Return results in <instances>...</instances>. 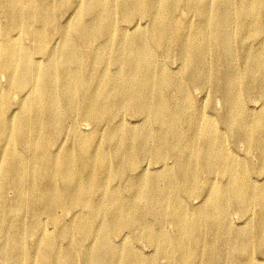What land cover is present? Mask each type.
Wrapping results in <instances>:
<instances>
[{
    "label": "bare ground",
    "instance_id": "6f19581e",
    "mask_svg": "<svg viewBox=\"0 0 264 264\" xmlns=\"http://www.w3.org/2000/svg\"><path fill=\"white\" fill-rule=\"evenodd\" d=\"M0 78V264H264V0H0Z\"/></svg>",
    "mask_w": 264,
    "mask_h": 264
},
{
    "label": "rangeland",
    "instance_id": "374dc122",
    "mask_svg": "<svg viewBox=\"0 0 264 264\" xmlns=\"http://www.w3.org/2000/svg\"><path fill=\"white\" fill-rule=\"evenodd\" d=\"M69 12H72V10L69 11ZM69 12L67 11V12H65L64 14H62L59 17V19H58L59 22H60L59 25H64L65 24V21L67 19L68 20H72V18H73L72 17L73 16V12H72V15L71 16H69L70 15ZM66 13L68 14V16H67ZM193 13H194V11L188 13L189 16H188V18L185 21L182 22L183 25L186 26L187 24H189V23H191L193 21V17H194ZM144 20H146V19L145 18H142V19H138V20H136L134 22H138V24L144 25L145 24V21ZM230 20H231V22L235 23V19L234 18H231ZM127 25H129V24H127ZM186 31H187V29H185V32ZM16 33H18L17 30L13 32V34H16ZM171 51H173L172 52V58H171L170 62H167V66L172 71H176L175 73L179 74V71H177V70L180 67V63H179L178 60L175 59V56L178 53L177 46L173 47L171 49ZM158 53L161 55V57H158L157 58L158 61H159V63L164 62L166 60L165 59L166 54L164 53V51H162V52L161 51H158ZM168 57H171V54H169ZM31 59H32V61H35V62H36V60H39L40 61L42 59V56L34 53L31 56ZM112 68L113 67H110V69H112ZM4 84L6 85L5 80L3 78H0V85H1V87L2 86L4 87L5 86ZM191 92H192V95H193L194 99H196L197 101H200L201 103H203V101H205L204 95L202 93H200L199 91H197V90H191ZM257 100H258L257 99V96L255 94H252L251 97H250V101L248 102V107L250 109H258V107L260 105V102L257 101ZM11 101L15 103V100L14 99H12ZM14 103L11 104L12 105V109L11 110L15 109V107H16L15 106L16 104H14ZM207 105H208V111H209V113L213 117H218V116H220L223 113V106H222V103H221V101L219 100L218 97H215L212 101L207 100L204 103L203 106L207 107ZM126 118L127 119L125 121H126L127 124H132V125H135L136 124V122H135L134 119H131V118L128 119V117H126ZM77 127H78L79 131H88L90 129L89 126H87V124L85 122H83V121H80L78 123ZM109 144L111 146H114L115 145V142H112V143H109ZM234 151L236 152V154H238L240 156H243L244 155V147L241 146V145H238V146L234 147ZM249 160L252 161V162H254V161L256 162L257 161L255 155H251L250 158H249ZM148 164H149L148 161H145V162L142 163L143 166L148 165ZM149 167H150V170H155V169L158 168L154 164L153 165L152 164L149 165ZM147 168H148V166H147ZM123 184H125L123 181H116L114 183H111V186L118 185V186L124 187ZM133 199H134V201L137 200L136 198H133ZM198 200H199L198 198L197 199L193 198L191 202L193 204H197L198 203ZM30 206H32V205H30ZM57 212L58 213H56L57 214L56 216L60 215V212L59 211H57ZM230 218H231V221H232V225H236V226H243L244 225L243 224L244 220L239 219L235 214L231 215ZM14 219H16V218L14 217ZM69 219H70V216L69 215H65L64 216V219L62 220V222H64L67 225V227H68V224H69ZM26 222H28V221H26ZM52 225L53 224H51V222H50L49 219H44L43 220V226L48 230V232L54 231V228H53ZM97 225H98V222H95L94 225H93V228H92V230L90 232V235H89L90 238L87 237L88 239L87 238H84L83 236H77L76 237V235L72 232V230L70 231V229H69L67 231L69 233V237H67L65 241H64V239L59 240V242L61 243V246L64 247V248H66V247L69 246L68 243L72 242V243H74V246L75 247L73 246V244L71 246H73L76 249V251H77V253H79V255L86 254L90 250L91 245H93L94 242H97V240H98V235L99 234H97V232H98ZM168 228H167V231L171 232L170 227H168ZM33 231H36V230H33ZM119 236L117 238H115L114 241L112 240V237H113L112 235H110V238H111V240L113 242H116L118 244L119 243L124 244V243L127 242L126 240L132 241L133 244H135V247H136L135 249L139 253H141L143 255V257H145V258L151 257L153 255V251H152V248L153 247L150 246V243L147 241L146 238L141 239V240L135 242L133 236L126 235V231L121 232V234ZM79 237H83V238H79ZM84 239H85V241H84ZM86 239L89 240V241H87ZM83 241L85 242V245H84V242ZM32 244H33L32 241L28 242L27 247H29V249H30V247L32 248ZM159 264H164V263L162 262V263H159Z\"/></svg>",
    "mask_w": 264,
    "mask_h": 264
}]
</instances>
